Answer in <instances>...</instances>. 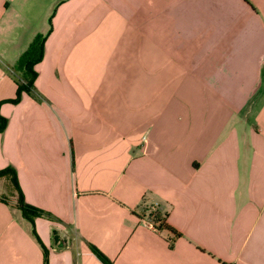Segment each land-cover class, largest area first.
I'll return each mask as SVG.
<instances>
[{
  "label": "crops",
  "instance_id": "crops-1",
  "mask_svg": "<svg viewBox=\"0 0 264 264\" xmlns=\"http://www.w3.org/2000/svg\"><path fill=\"white\" fill-rule=\"evenodd\" d=\"M51 1L0 0V100L44 35L0 165L50 215L13 187L0 264H264V0Z\"/></svg>",
  "mask_w": 264,
  "mask_h": 264
},
{
  "label": "trees",
  "instance_id": "trees-1",
  "mask_svg": "<svg viewBox=\"0 0 264 264\" xmlns=\"http://www.w3.org/2000/svg\"><path fill=\"white\" fill-rule=\"evenodd\" d=\"M50 16L47 17V24L49 27ZM44 35L34 33L24 48L16 55L15 59L8 66L7 74L15 85L14 96L8 99H2L1 102L14 104L18 101L20 93H26L35 96V89L33 87V80L36 75L34 65L40 60L42 55V43ZM5 124L4 117L0 116V132ZM7 173L15 190V206L19 213L26 219L31 220L32 217L42 215L50 216L47 212L33 207L22 200L20 192L16 186L14 172L10 167L0 169V174ZM155 218V217H153ZM160 220V219H159ZM156 220V221H159ZM159 223V222H158ZM161 224V223H160ZM165 228L171 230L169 227ZM98 258L103 261L98 255ZM105 262V260H104Z\"/></svg>",
  "mask_w": 264,
  "mask_h": 264
},
{
  "label": "rangeland",
  "instance_id": "rangeland-1",
  "mask_svg": "<svg viewBox=\"0 0 264 264\" xmlns=\"http://www.w3.org/2000/svg\"><path fill=\"white\" fill-rule=\"evenodd\" d=\"M48 0H41V9L40 12L43 13L45 7L47 6L45 3ZM61 0H52L51 5H48V12L50 13L51 11H54L56 8V5L60 2ZM45 3V4H44ZM11 64V63H10ZM9 64V65H10ZM35 100H38L37 96H32ZM5 166L1 167L0 169L4 168ZM13 192V186L10 181L9 175L7 173L0 174V201L3 203H8L10 200V194Z\"/></svg>",
  "mask_w": 264,
  "mask_h": 264
},
{
  "label": "built area",
  "instance_id": "built-area-1",
  "mask_svg": "<svg viewBox=\"0 0 264 264\" xmlns=\"http://www.w3.org/2000/svg\"><path fill=\"white\" fill-rule=\"evenodd\" d=\"M146 212H147V215H148V217L150 216V214L153 212V210H154V206L153 205H148L147 207H146ZM142 223L145 225V226H147V227H151V224H150V222L147 220V219H144L143 221H142Z\"/></svg>",
  "mask_w": 264,
  "mask_h": 264
}]
</instances>
